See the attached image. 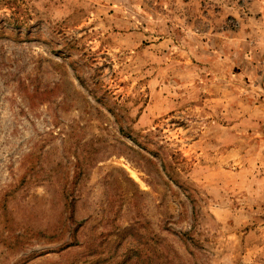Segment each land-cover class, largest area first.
<instances>
[{
    "label": "rangeland",
    "instance_id": "rangeland-1",
    "mask_svg": "<svg viewBox=\"0 0 264 264\" xmlns=\"http://www.w3.org/2000/svg\"><path fill=\"white\" fill-rule=\"evenodd\" d=\"M0 264H264V0H0Z\"/></svg>",
    "mask_w": 264,
    "mask_h": 264
}]
</instances>
